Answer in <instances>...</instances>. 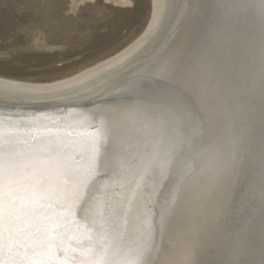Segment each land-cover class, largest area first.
Returning a JSON list of instances; mask_svg holds the SVG:
<instances>
[{"label": "water", "instance_id": "1", "mask_svg": "<svg viewBox=\"0 0 264 264\" xmlns=\"http://www.w3.org/2000/svg\"><path fill=\"white\" fill-rule=\"evenodd\" d=\"M168 1L125 74L0 85L4 264H166L176 226L192 264H224L235 235H264V0Z\"/></svg>", "mask_w": 264, "mask_h": 264}, {"label": "rangeland", "instance_id": "2", "mask_svg": "<svg viewBox=\"0 0 264 264\" xmlns=\"http://www.w3.org/2000/svg\"><path fill=\"white\" fill-rule=\"evenodd\" d=\"M153 9V0H0V77L29 83L73 77L132 44L151 24Z\"/></svg>", "mask_w": 264, "mask_h": 264}, {"label": "bare ground", "instance_id": "3", "mask_svg": "<svg viewBox=\"0 0 264 264\" xmlns=\"http://www.w3.org/2000/svg\"><path fill=\"white\" fill-rule=\"evenodd\" d=\"M117 3H126L129 0H115ZM154 3V11H153V20L149 27L146 29L143 34L138 37L132 44L126 47L124 50L116 54L115 56L101 62L97 63V65L90 67L84 71H81L79 74L70 78L62 79L55 82L50 83H29V82H21L10 80L6 78L0 77V85L7 86L8 88H12L10 91H26L27 93L35 92L36 90H44L51 91L52 93L55 91L66 92L69 90H73L79 85L88 84L89 82L96 79V77H106L107 75H111L113 73H121L125 74L128 67L135 66L138 61H140L145 55L150 51L152 44H154V40L161 36L163 30L166 29L164 18L167 16L168 7L170 6V2L168 0H153ZM171 64H176L171 63ZM129 71V70H128ZM172 72V71H171ZM120 74V75H121ZM36 84V85H34ZM31 87H40V88H31ZM45 87V88H44ZM14 88V89H13ZM20 89V90H19ZM36 91V92H38ZM204 91L202 88L199 89V93ZM46 93V92H45ZM203 109V108H202ZM206 121H208L209 127H213V120L207 119V113H205ZM210 123V124H209ZM222 181L215 180L212 185V189L219 195L222 192ZM210 192V193H209ZM207 195L212 194L209 191ZM249 190V194H250ZM264 193V189H263ZM203 200L199 203L202 204ZM181 209H183L181 207ZM261 222V221H260ZM140 226L142 224L141 220L138 221ZM262 223V222H261ZM136 227V223L134 225V229ZM180 230L177 229V226L170 230L169 235L167 236V242L169 241V253L166 257V264H192L194 255L197 254V251L194 250L192 241L183 237V233L181 231L180 237H176L177 233ZM264 240V235H252L248 236H237L235 235L232 239L231 245L233 247L231 252V259H228L226 255L223 257V263L226 264H251L253 257H263L264 258V249H259V243ZM240 247H244L245 249L241 252ZM230 254V251H229ZM261 255V256H260ZM261 257V258H262ZM262 264H264V260H262Z\"/></svg>", "mask_w": 264, "mask_h": 264}, {"label": "snow or ice", "instance_id": "4", "mask_svg": "<svg viewBox=\"0 0 264 264\" xmlns=\"http://www.w3.org/2000/svg\"><path fill=\"white\" fill-rule=\"evenodd\" d=\"M4 145L5 144L3 143V137L0 136V152L3 151ZM92 152H93V157H92L91 163L89 164V168L93 173H95V157L99 153V147L96 144L93 145ZM5 236H6V233H5V225H4V210H3V207H0V251H2L4 247ZM0 264H4L2 255H0Z\"/></svg>", "mask_w": 264, "mask_h": 264}]
</instances>
